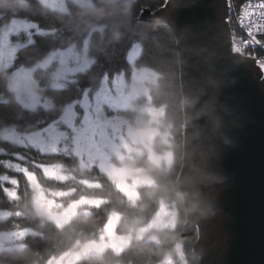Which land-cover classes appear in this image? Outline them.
Listing matches in <instances>:
<instances>
[{
    "label": "trees",
    "instance_id": "trees-1",
    "mask_svg": "<svg viewBox=\"0 0 264 264\" xmlns=\"http://www.w3.org/2000/svg\"><path fill=\"white\" fill-rule=\"evenodd\" d=\"M164 2L165 0H134L125 5L123 0H93L86 6L71 4L70 15H61L42 7L29 8L17 0H0V31L5 29L9 20L18 17L42 25L45 31L56 32L55 35L47 36V47L43 43L35 47H20L16 59L17 68L37 66L53 50L65 49L73 42L89 39V54L95 62L94 68L87 74L78 75L75 84L69 86L73 94L48 87L49 79L44 75L50 74V71L38 69L36 77L40 80L45 99L49 100V108L41 107L38 110L26 109L20 104L8 87L9 71L0 67V212L9 215L6 219H0V232L11 229L12 221L21 222L22 228H29L32 232L24 242L25 249L20 252H3L0 264H48L51 259L73 250L78 243L96 239L113 214L121 216L119 233L127 234L147 225L162 202L175 205L178 223L174 230L154 232L158 245L134 241L121 253L107 250L101 255L88 256L76 264H159L167 259L174 264H201L200 257L195 253L198 234L186 233L188 211L179 184L186 150V132L183 128L186 126V107L178 40L171 26L151 19L163 9ZM140 5L146 8L141 20L137 13ZM65 32L70 35L65 36ZM141 41L147 54L146 58L141 59L142 65L155 71L158 78L157 83L150 86L148 97H145L149 100H142L140 104H148L164 111L162 131L169 132L171 137L169 144L161 141L156 143V150L160 153L164 150L171 151L174 160L170 167L165 163L157 166L144 155L129 163L130 166L143 170L151 181L150 185L139 188V199L134 205L128 202L116 185L99 169L75 172L74 158L59 155L45 157L33 149L17 145L5 136L8 132L15 131L30 133L38 130L42 124L58 119L65 107L78 99L84 90L96 92L100 81L107 77L105 73L119 70L120 75L129 77L132 68L129 62L125 63L124 56L131 43ZM114 50L115 58L112 55ZM96 80L98 82L94 83ZM122 115L133 122V112L124 111L121 112ZM16 156L23 158L20 162L22 165L38 174L42 185L54 190H68L75 186L79 191L75 199L80 195L91 196L99 205L88 208L86 214L79 215L61 228L39 217L32 206L31 196L26 194V178L10 166L17 161ZM44 161L63 164L79 180L85 179L87 183H94L97 187L45 178L33 166L36 162ZM14 177L19 179L20 184L16 198L8 194V179Z\"/></svg>",
    "mask_w": 264,
    "mask_h": 264
},
{
    "label": "rangeland",
    "instance_id": "rangeland-1",
    "mask_svg": "<svg viewBox=\"0 0 264 264\" xmlns=\"http://www.w3.org/2000/svg\"><path fill=\"white\" fill-rule=\"evenodd\" d=\"M40 1L60 12L67 11L70 1L80 6L86 5L79 0H59V3L57 0ZM33 25L34 23L28 20L14 19L4 29L1 38L4 43L0 44V67L11 72L9 86L20 104L26 109L38 110L41 107L49 108V100L45 99L41 91V83L34 76L39 68L52 67L51 85L53 88L62 89L75 81L78 75L86 72L73 75L72 69H89L92 60L88 55L87 46L77 49L71 44L62 51L50 53L37 65L39 68H13L15 59L13 60L12 49L7 46V36L10 32L20 28L27 29ZM137 60L134 57L130 61L132 69L129 77L115 76L111 83L105 81L96 92H86L82 98L67 105L58 119L48 121L47 124H42L38 130L30 133L15 131L8 132L5 136L17 145L33 149L45 157L59 155L74 158L75 172L99 169L116 185L128 202L134 205L139 199V188L150 185L151 181L144 175L143 170L134 168L129 163L135 162L137 157L144 155H147L149 161L157 166L165 163L170 167L174 160L171 151L164 150L160 153L156 150V143L161 141L163 144H169L171 137L169 132L162 131L164 111L148 104H140L143 97H148L150 86L156 84L158 76L148 68L136 67ZM78 108H83V116L80 115ZM124 111L134 113L133 122L127 119L126 115L121 116V112ZM16 159L17 161L10 166L26 178L25 191L32 198L35 212L57 227L61 228L69 224L79 215L86 214L88 208L99 205V202L91 196L80 195L75 199L79 194L75 186L68 190H54L42 185L38 180V174L20 163L23 158L16 156ZM33 166H36L40 174L48 179L74 181L76 184L81 183V186L97 187L94 183H87L85 179L79 180L70 173L71 169L63 164H50L44 161L36 162ZM8 183L9 196L16 198L19 179L17 177L8 179ZM182 198L184 199L183 195ZM8 217V214L0 212V219ZM120 222V215H111L96 239L78 243L73 250L59 258L51 259L48 264H76L88 256L101 255L107 250L121 253L134 241L158 245V238L154 232L163 229L174 230L178 223V211L175 205L162 202L147 225L127 234L119 233ZM193 222L192 234L197 232L199 240V229L194 218ZM11 226V229L0 232V255L3 252L23 251L26 238L32 234L29 228H22L21 222L12 221ZM198 256L200 257L199 254ZM159 264H174V262L167 259Z\"/></svg>",
    "mask_w": 264,
    "mask_h": 264
},
{
    "label": "water",
    "instance_id": "water-1",
    "mask_svg": "<svg viewBox=\"0 0 264 264\" xmlns=\"http://www.w3.org/2000/svg\"><path fill=\"white\" fill-rule=\"evenodd\" d=\"M227 14L224 0H169L151 19L172 27L180 50L186 233L194 218L201 264H264V83L252 59L232 53Z\"/></svg>",
    "mask_w": 264,
    "mask_h": 264
},
{
    "label": "snow or ice",
    "instance_id": "snow-or-ice-1",
    "mask_svg": "<svg viewBox=\"0 0 264 264\" xmlns=\"http://www.w3.org/2000/svg\"><path fill=\"white\" fill-rule=\"evenodd\" d=\"M82 4H88L93 2V0H79ZM59 3V0H57ZM225 6L229 9L228 14L224 18V22L226 24H230L232 22V0H224ZM169 4V0H165L162 4L163 8H167ZM193 4H186L183 7H191ZM245 9H247V13H245ZM146 10L144 5H140L137 9L138 19L141 20L143 18V12ZM239 15L240 19L237 20V24L241 29L240 37H236L233 33L232 36L229 37V42L231 44V51L235 55H245L249 59H252L256 69L258 70L259 77L261 78V82L264 83V56L256 54V48H260L264 51V0H257L256 3H253L252 0H243V2L239 5ZM246 21V23H245ZM38 29H40L38 31ZM56 32L54 30H43V26L40 24H34L32 27L27 29L20 28L14 32H10L7 36V46L13 51V60L15 59V55L19 49V47H35L44 44L45 47L48 46L47 36L55 35ZM65 36L70 35V33L65 32ZM4 43V41H0V44ZM69 51H71L69 49ZM115 50L113 51V58H115ZM146 51L143 42H138L136 44L131 43V46L128 48L124 61L128 63L134 57L136 59H144L146 58ZM14 66V64H13ZM95 67V64L92 65ZM11 71V68L9 69ZM91 69H72L71 74L76 75L80 72H85ZM107 79L111 81L115 76L120 75L119 70L115 72L105 73ZM80 115L83 116L84 110L83 108H78ZM79 122V121H77ZM183 256V254H182Z\"/></svg>",
    "mask_w": 264,
    "mask_h": 264
},
{
    "label": "bare ground",
    "instance_id": "bare-ground-1",
    "mask_svg": "<svg viewBox=\"0 0 264 264\" xmlns=\"http://www.w3.org/2000/svg\"><path fill=\"white\" fill-rule=\"evenodd\" d=\"M124 1V4L125 5H128V0H123ZM131 1H134V0H131ZM252 1H254V0H252ZM17 2L18 3H20V4H22V5H28V7L30 8V7H42V8H45V9H47V10H49V11H51V12H54V13H59V14H61V15H70V13H71V8H70V5L71 4H74V2H69L68 3V6H67V11H64V12H60V11H56V10H54V9H52V8H50V7H48V6H46V5H44L40 0H17ZM232 2H236L237 3V5H234L233 3H232V16H233V13L236 11V10H238V8H239V5L243 2V0H232ZM89 4V3H88ZM88 4H86V5H88ZM74 5H78V4H74ZM85 5V6H86ZM78 6H80V5H78ZM27 8V7H26ZM227 10H228V12H229V9L227 8ZM247 11V10H246ZM14 19H20V20H26V19H22V18H18V17H14V18H12L11 20H9V24L11 23V21L12 20H14ZM238 19H240V15L238 14L237 16H234L233 17V19H232V24H233V26L236 28V26L238 25L237 24V20ZM245 23H246V21H245ZM8 24V25H9ZM8 25H6L5 26V28L8 26ZM167 25V24H166ZM230 29V28H229ZM232 32H233V30L231 31L230 30V36L232 35ZM4 35V29H2L1 31H0V41H1V38H2V36ZM73 45H74V47L75 48H77V49H81V48H84L85 46H87V51H88V55H89V57H90V59L92 60V65L95 63L94 62V59L90 56V54H89V45H90V39L89 40H86V41H84V42H79V43H75V42H73L72 43ZM67 47H69V46H67ZM20 50V49H19ZM18 50V51H19ZM59 51H62V49H55V50H53L52 51V53L53 52H59ZM256 54L257 55H263L264 56V53L260 50V49H258V48H256ZM17 56H18V53L16 54V58H15V60H14V66H12L13 68H17L16 67V59H17ZM244 57H247V56H245V55H243ZM42 62V61H41ZM40 62V63H41ZM139 62V63H138ZM39 63V64H40ZM129 63H130V66H131V68H132V64H131V62L129 61ZM92 65H91V67L89 68V69H92ZM135 65H136V67H138V68H141V67H145L144 65H142V62H141V59H138L137 61H136V63H135ZM39 68L38 66H34V67H28V68H25V67H21V68H24V69H33V68ZM145 68H147V67H145ZM39 69H41V70H45V71H50L49 73L50 74H46V75H44V77H48V87H50V88H53L52 87V85H51V81H52V71H53V68L52 67H50L49 69H43V68H39ZM149 69V68H148ZM151 70V69H150ZM90 70H88V71H86L85 73H83V74H87L88 72H89ZM151 71H153V70H151ZM156 75H157V73L155 72V71H153ZM10 73L11 72H8V74L10 75ZM35 78H36V80L37 81H39L40 82V80L36 77L37 76V71L35 72ZM158 76V75H157ZM113 80V79H112ZM111 80V81H112ZM105 81H109L108 79H107V77H105V78H103L101 81H100V85H99V87L101 88V86H102V84L105 82ZM111 81H109L110 83H111ZM75 82H76V80L75 81H73L72 83H69L65 88H62V89H57V88H53V89H56V90H63V92H70V93H72L73 94V92L70 90V88H69V86L70 85H72V84H75ZM98 82V80H96L94 83H97ZM157 83V82H156ZM8 87H9V89H10V86H9V83H8ZM99 87L97 88V90L99 89ZM73 89H74V87H72ZM10 91L14 94V92L10 89ZM89 90L87 89V90H84L83 92H82V94H81V96L78 98V99H76V100H79L80 98H82V96L83 95H85V93L86 92H88ZM184 92V91H183ZM14 96H15V98L17 99V100H19L18 98H17V96L14 94ZM143 100H149V99H147V98H145V97H143L142 98ZM141 99V100H142ZM73 100V99H72Z\"/></svg>",
    "mask_w": 264,
    "mask_h": 264
},
{
    "label": "clouds",
    "instance_id": "clouds-1",
    "mask_svg": "<svg viewBox=\"0 0 264 264\" xmlns=\"http://www.w3.org/2000/svg\"><path fill=\"white\" fill-rule=\"evenodd\" d=\"M129 4L131 3V0H128ZM213 120V125H212V129L211 131L213 132V134L220 136L222 135L221 129L218 126L217 122L221 120V117L219 116H213L212 117ZM198 210V205L196 204L195 199L193 200L192 204L189 207V212L191 215H195L197 213Z\"/></svg>",
    "mask_w": 264,
    "mask_h": 264
},
{
    "label": "built area",
    "instance_id": "built-area-1",
    "mask_svg": "<svg viewBox=\"0 0 264 264\" xmlns=\"http://www.w3.org/2000/svg\"><path fill=\"white\" fill-rule=\"evenodd\" d=\"M253 3H256L257 2V0H254V1H252ZM234 5H237V3L236 2H232ZM247 9H245V13H247V11H246ZM239 14V8H238V10H236L234 13H233V17L234 16H237ZM229 28H230V30L232 31L233 30V32H232V35H233V33L235 34V36L236 37H240V35H241V29H240V27H239V25H237L236 26V28L233 26V24H232V22L229 24ZM231 35V36H232ZM258 48V47H257ZM258 49H260V48H258ZM261 50V49H260ZM262 51V50H261ZM263 53H264V51H262ZM243 56V55H242ZM263 56V55H262Z\"/></svg>",
    "mask_w": 264,
    "mask_h": 264
}]
</instances>
